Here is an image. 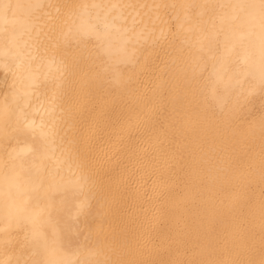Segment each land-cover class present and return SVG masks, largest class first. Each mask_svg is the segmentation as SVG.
<instances>
[{"label":"bare ground","instance_id":"obj_1","mask_svg":"<svg viewBox=\"0 0 264 264\" xmlns=\"http://www.w3.org/2000/svg\"><path fill=\"white\" fill-rule=\"evenodd\" d=\"M0 264H264V0H0Z\"/></svg>","mask_w":264,"mask_h":264}]
</instances>
